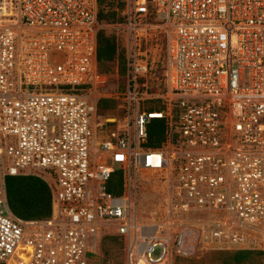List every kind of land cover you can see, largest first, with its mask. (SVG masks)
<instances>
[{
  "label": "built area",
  "instance_id": "built-area-1",
  "mask_svg": "<svg viewBox=\"0 0 264 264\" xmlns=\"http://www.w3.org/2000/svg\"><path fill=\"white\" fill-rule=\"evenodd\" d=\"M98 11V0H0V263L116 264L103 255L109 235L124 242L122 264L264 250V0H113L109 21ZM108 28L125 72L102 92ZM157 32L167 60L151 87ZM104 96L113 115L97 111ZM153 119L165 123L157 147L146 145ZM115 171L119 194L106 190ZM140 173L159 185L149 216ZM26 175L47 184L49 218L11 211L5 177Z\"/></svg>",
  "mask_w": 264,
  "mask_h": 264
},
{
  "label": "trees",
  "instance_id": "trees-1",
  "mask_svg": "<svg viewBox=\"0 0 264 264\" xmlns=\"http://www.w3.org/2000/svg\"><path fill=\"white\" fill-rule=\"evenodd\" d=\"M100 21L114 18L112 11L113 0H98ZM98 71L105 74L125 72V50L121 37L117 34H107L105 29L98 33L97 46ZM121 84L123 81L118 80ZM117 81V82H118ZM116 80L111 78L106 84L99 85V90L107 92L114 90ZM147 110L162 108L160 101H148L144 105ZM100 115H113L116 101L104 96L98 101ZM147 143L149 147H157L164 139L165 123L163 119H153L147 126ZM5 191L11 211L23 219H46L51 214V195L47 184L36 176H6ZM106 190L113 194L122 192L121 171H115L106 184ZM124 242L117 236H105L102 240V250L105 259H113L116 264L123 262ZM264 257V251L259 250H230L217 252L216 258L220 264H256ZM189 258H175L174 264ZM2 264V263H0Z\"/></svg>",
  "mask_w": 264,
  "mask_h": 264
},
{
  "label": "rangeland",
  "instance_id": "rangeland-1",
  "mask_svg": "<svg viewBox=\"0 0 264 264\" xmlns=\"http://www.w3.org/2000/svg\"><path fill=\"white\" fill-rule=\"evenodd\" d=\"M13 7H15V1H13ZM9 5L7 4V8ZM107 34L114 33L111 28L105 29ZM115 34V33H114ZM148 47V62H149V74L148 84L152 87L160 84L161 77L164 75V70L167 60V42L163 34L158 32L152 35V39ZM111 74V73H110ZM122 80V75L115 73L111 74L110 79ZM151 175V174H150ZM149 176V175H148ZM159 185L152 182V177L149 176L148 180L143 177V173L139 174L137 180V205L139 211L146 212L149 216L152 214V210L157 208L158 200L160 198ZM259 250L261 249H250ZM217 252L212 250H199L196 254L185 260H181L179 264H220L216 258ZM256 264H264V257L256 261Z\"/></svg>",
  "mask_w": 264,
  "mask_h": 264
}]
</instances>
